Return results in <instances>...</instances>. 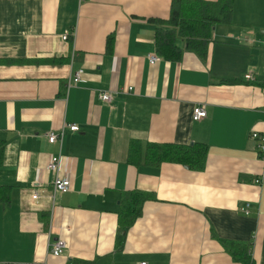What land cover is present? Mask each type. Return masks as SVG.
I'll use <instances>...</instances> for the list:
<instances>
[{
    "label": "crops",
    "instance_id": "crops-1",
    "mask_svg": "<svg viewBox=\"0 0 264 264\" xmlns=\"http://www.w3.org/2000/svg\"><path fill=\"white\" fill-rule=\"evenodd\" d=\"M170 6L0 0V185L12 187L0 202V264H236L221 240L249 243L253 263L264 264V181L255 182L264 156L250 137L264 133V0H233L206 57L180 38L179 60L151 64L159 23L150 19H167ZM65 123L78 130L50 143L46 131ZM131 140L206 143L205 167H135ZM58 153L70 190L52 204L47 164ZM135 188L149 199L123 230L119 199ZM58 239L65 247L54 256Z\"/></svg>",
    "mask_w": 264,
    "mask_h": 264
},
{
    "label": "trees",
    "instance_id": "trees-1",
    "mask_svg": "<svg viewBox=\"0 0 264 264\" xmlns=\"http://www.w3.org/2000/svg\"><path fill=\"white\" fill-rule=\"evenodd\" d=\"M233 0H171L170 14L167 19H150L159 23L155 32V49L165 60L177 61L182 49L177 43L181 38L185 48L201 57L207 56L208 43L211 41L213 26L228 23L231 19ZM112 37L108 38L110 48ZM4 141L0 140V165L2 164ZM206 143L178 144L172 142H140L131 140L128 145L127 162L135 167H159L164 162L177 163L195 171H201L207 160ZM12 187L0 185V202L8 203ZM149 194L139 188L125 191L119 199L117 225L128 230L141 214L143 203ZM124 243V236H118L116 248ZM224 248L236 264H254L249 243L221 240Z\"/></svg>",
    "mask_w": 264,
    "mask_h": 264
},
{
    "label": "built area",
    "instance_id": "built-area-1",
    "mask_svg": "<svg viewBox=\"0 0 264 264\" xmlns=\"http://www.w3.org/2000/svg\"><path fill=\"white\" fill-rule=\"evenodd\" d=\"M66 33L62 36V39H64V40L67 37ZM263 45H264V42H263ZM160 59H161V56L158 54L149 55V62L150 63H154L155 61H158ZM80 77H81V71L75 72L73 74L71 80L69 81L68 86H70V83H72L73 85L76 84L80 80ZM245 77L250 78L251 74L248 73L247 75H245ZM98 96L102 101H104L106 103L111 102L112 98H113L112 94L109 91H101ZM205 116H206V110H205L203 105H196L193 108L192 118L194 120H199ZM65 127H68L69 130H71V131L78 130L77 125L65 123L64 127L60 131H53V130L46 131L47 140L50 143H54L56 141L61 143ZM250 137H251V139L256 141L258 153L260 156L263 157L264 156V133L258 134L256 131H253L250 134ZM60 157H61L60 153H58L56 155H52L48 164H47V169L54 174V179L52 182V189H51V194H50V199L52 201V204H55L58 196H60L63 193H66L70 190L69 178L66 176L61 177L58 174ZM263 181H264V170L262 171V173L258 177L255 178V182L260 183ZM37 197H38V193L35 192L32 195V198L35 200V199H37ZM244 211H245V213L248 212L247 209H244ZM64 247H65L64 241L61 239H58L54 242V244L50 248V254H52L54 256H58L63 252ZM9 264H21V263H9ZM140 264H145V262H142Z\"/></svg>",
    "mask_w": 264,
    "mask_h": 264
},
{
    "label": "bare ground",
    "instance_id": "bare-ground-1",
    "mask_svg": "<svg viewBox=\"0 0 264 264\" xmlns=\"http://www.w3.org/2000/svg\"><path fill=\"white\" fill-rule=\"evenodd\" d=\"M67 32V33H66ZM66 33V36L68 37L69 35H71V33H70V31H65L64 32V34ZM66 37V38H67ZM159 61V60H158ZM155 62H157V61H155ZM154 62V63H155ZM154 63H151V64H154ZM252 78V76L250 77V78H248V79H251ZM112 94V93H111ZM112 97H113V94H112ZM195 107V106H194ZM205 108V107H204ZM204 118V117H203ZM202 119V118H201ZM201 119H199V120H201ZM69 124H74V123H69ZM76 125V124H75ZM78 126V125H77ZM258 133V132H257ZM258 134H262V133H258ZM61 155V154H60ZM61 158V157H60ZM60 165V164H59ZM58 174H59V170H58ZM61 177H64V176H61Z\"/></svg>",
    "mask_w": 264,
    "mask_h": 264
},
{
    "label": "rangeland",
    "instance_id": "rangeland-1",
    "mask_svg": "<svg viewBox=\"0 0 264 264\" xmlns=\"http://www.w3.org/2000/svg\"><path fill=\"white\" fill-rule=\"evenodd\" d=\"M180 40H181V39H180V38H178V39H177V42H180Z\"/></svg>",
    "mask_w": 264,
    "mask_h": 264
}]
</instances>
